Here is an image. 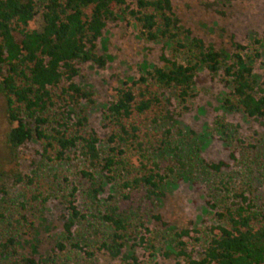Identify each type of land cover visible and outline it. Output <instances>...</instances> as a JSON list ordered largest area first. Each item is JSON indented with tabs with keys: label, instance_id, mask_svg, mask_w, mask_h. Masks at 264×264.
Instances as JSON below:
<instances>
[{
	"label": "trees",
	"instance_id": "16d2710c",
	"mask_svg": "<svg viewBox=\"0 0 264 264\" xmlns=\"http://www.w3.org/2000/svg\"><path fill=\"white\" fill-rule=\"evenodd\" d=\"M132 3L127 11L137 36L162 44L161 65L113 88L103 115L107 134L101 141L88 127L87 108L94 103V93L74 79L78 63L105 66L96 42L126 0H42L40 10L36 0H0V95L5 99L6 118L13 125L6 135V147L14 155L19 147L36 140L44 161L79 163L73 178H64L59 192L67 219L55 248L92 259L100 251L119 253L132 238L148 260L140 261L131 253L120 264H158L161 242L164 254L173 255L176 264H264V204L259 206L244 191L225 189L227 195L219 209L210 205L219 224L205 233L187 228L159 233L136 217L141 205L153 206L163 197L170 176L187 168L179 155L183 137L173 140L169 98L185 104L193 96L200 71L222 72L229 88L223 108L264 120V91L253 74V63L259 58L256 51L239 44H233L232 54L205 47L180 26L171 0ZM38 15L39 26L30 29ZM167 47L169 57L164 53ZM215 130L227 136L229 125L216 120ZM150 132L158 137L145 143L143 138L148 140ZM187 139L188 155L199 153L200 143ZM133 156L138 157L137 165L132 163ZM226 166L222 161L208 165L215 172ZM12 178L15 183L34 185L32 178L17 169ZM106 186L113 191L101 198ZM37 191L32 200L41 197ZM150 218L161 222L158 215ZM4 220L0 216V264H37L34 256L19 252L18 234L7 231L10 224L3 230ZM191 232L204 239L198 258L187 252ZM84 236L92 240L91 249L83 244Z\"/></svg>",
	"mask_w": 264,
	"mask_h": 264
},
{
	"label": "rangeland",
	"instance_id": "374dc122",
	"mask_svg": "<svg viewBox=\"0 0 264 264\" xmlns=\"http://www.w3.org/2000/svg\"><path fill=\"white\" fill-rule=\"evenodd\" d=\"M36 2L40 10L42 0ZM171 2L180 26L188 29L191 36L201 40L205 47L232 54L233 44H239L246 46L247 51H256L259 58L253 63V74L264 91V0ZM127 7H133L132 0H126V4L117 10L116 19L107 23L96 42L97 53L106 60L105 66L100 69L92 63H78V74L74 79L77 85L94 93V103L87 108L88 127L101 141L107 134L103 115L111 101L113 88L161 65L162 44L145 42L137 36ZM39 24L38 15L29 28L36 29ZM169 49L167 47L164 51L167 57L170 56ZM177 60L181 62V56ZM222 78V72L211 74L202 70L196 76L193 96L185 104L169 98V110L174 117L170 124L173 140L183 137L179 155L187 168L170 176L163 197L153 206L141 205L135 211L136 217L144 219L149 229L172 233L187 228L205 233L208 228L219 224L210 205L214 204L216 210L219 209L227 195L225 189L244 191L259 206L264 204V120L248 118L242 112H227L223 108V99L229 88ZM5 109V99L0 95V182L4 191L0 194V216L5 219L1 228L5 230L4 226L10 224L7 231H16L19 252L34 256L37 264H120L121 259L131 253L140 261H147V255L132 238L119 253L100 251L92 259L75 251L60 253L55 248L67 219V212L59 201V192L64 178L72 179L79 163L77 160L62 163L44 161L36 140L25 143L11 155L5 140L13 125L8 122ZM216 120L229 125L227 136L215 130ZM178 131L182 136L177 135ZM147 137L148 140L143 138L145 143L155 141L158 136L150 132ZM187 137L200 143V152L190 154L192 158L188 155L190 141ZM221 161L227 166L218 172L209 169L208 165ZM132 163L138 164L137 156L132 157ZM15 169L32 178L34 185L15 183L12 178ZM36 189L41 197L32 200L37 194ZM112 191L110 186H106L101 198ZM151 215H158L161 222L152 220ZM83 240V244L91 249L92 240L86 236ZM203 240L202 235L192 232L190 239L186 240L187 252L194 258L200 256ZM164 253L165 244L161 242L156 255L158 264L177 263L173 255Z\"/></svg>",
	"mask_w": 264,
	"mask_h": 264
}]
</instances>
